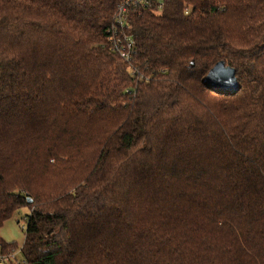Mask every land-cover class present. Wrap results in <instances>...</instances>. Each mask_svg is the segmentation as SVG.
I'll return each instance as SVG.
<instances>
[{"label":"trees","instance_id":"obj_1","mask_svg":"<svg viewBox=\"0 0 264 264\" xmlns=\"http://www.w3.org/2000/svg\"><path fill=\"white\" fill-rule=\"evenodd\" d=\"M0 0V232L31 264H264V0ZM220 61L240 91L208 86ZM29 199L32 202H29Z\"/></svg>","mask_w":264,"mask_h":264},{"label":"built area","instance_id":"obj_2","mask_svg":"<svg viewBox=\"0 0 264 264\" xmlns=\"http://www.w3.org/2000/svg\"><path fill=\"white\" fill-rule=\"evenodd\" d=\"M118 8V12L114 19V25L110 30L109 42L112 50L119 53L126 62L130 63L135 49V42L131 37L123 33L127 14L133 9L140 11L144 10L156 15H161L165 11V0H124ZM18 226L24 232L27 229V225H21L19 221ZM0 264L31 263L23 256L20 248L12 252L6 250L5 247L0 245Z\"/></svg>","mask_w":264,"mask_h":264},{"label":"water","instance_id":"obj_3","mask_svg":"<svg viewBox=\"0 0 264 264\" xmlns=\"http://www.w3.org/2000/svg\"><path fill=\"white\" fill-rule=\"evenodd\" d=\"M206 81L209 87L224 92L237 93L240 91V84L236 70L226 65L224 61L218 62L207 74ZM29 202H32L29 199Z\"/></svg>","mask_w":264,"mask_h":264},{"label":"rangeland","instance_id":"obj_4","mask_svg":"<svg viewBox=\"0 0 264 264\" xmlns=\"http://www.w3.org/2000/svg\"><path fill=\"white\" fill-rule=\"evenodd\" d=\"M29 213V208H22L4 224L0 232V237L5 243H17L20 247L24 244L25 232L18 226V221L21 225H27L26 216H28Z\"/></svg>","mask_w":264,"mask_h":264}]
</instances>
